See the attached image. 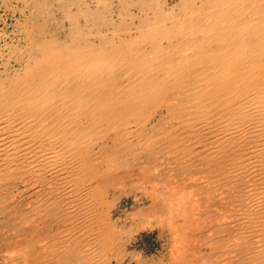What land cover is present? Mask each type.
I'll list each match as a JSON object with an SVG mask.
<instances>
[{"label": "bare ground", "instance_id": "bare-ground-1", "mask_svg": "<svg viewBox=\"0 0 264 264\" xmlns=\"http://www.w3.org/2000/svg\"><path fill=\"white\" fill-rule=\"evenodd\" d=\"M57 1L71 42H39L36 68L0 92V190L34 186L35 200L26 206L25 189L17 201L0 195V264H110L116 228L104 187L134 188L165 158L201 163L207 195L206 250L190 261L191 237L180 231L174 263L264 264V0ZM110 26L112 37L100 30L90 40V29ZM160 110L165 118L149 126ZM151 187L182 221L194 218L178 204L190 187H175L186 192L178 203L169 181Z\"/></svg>", "mask_w": 264, "mask_h": 264}, {"label": "rangeland", "instance_id": "rangeland-1", "mask_svg": "<svg viewBox=\"0 0 264 264\" xmlns=\"http://www.w3.org/2000/svg\"><path fill=\"white\" fill-rule=\"evenodd\" d=\"M176 1L177 0H175L174 2ZM115 2H116L115 4L118 3L117 0ZM200 4H201L200 1H198L197 5L200 6ZM60 10H61L60 3L57 0H0V92L1 91L4 92L5 90H8L10 87H12V85L17 79L24 76L25 71L27 69L36 68V62L41 57L40 51L37 48L39 42L42 41L54 42L58 40L62 41V43L71 42V38L69 36L70 22L64 18V16L62 15L63 12L62 10L61 11ZM113 20L115 24L118 25V17L115 14L113 15ZM82 22L85 21L81 20V23ZM100 30L111 37L113 36L112 33V31L114 30L113 26L94 27L92 28V31L91 29L88 31L90 32L89 36L91 41L98 42L95 35ZM133 34H134V30H133ZM126 52L127 51L125 49L120 48V51L116 53L109 52L108 54L115 60L117 57H119V55L124 54ZM163 114H164L163 111L161 110L158 111L156 113V116L150 120V124L148 125L150 126L152 123L155 122L160 123L165 118L162 117ZM163 128H166V126H163ZM111 143L112 140L108 139L107 144L111 145ZM100 145L101 144H96L93 146L95 149H99ZM156 154L157 155L159 154L158 156L165 157V155H167L168 153L156 152L155 155ZM117 158L119 159V156ZM165 159L166 160H163L162 162L163 164L160 162L159 165L156 166L155 170L156 172H158V174L156 173L154 175L147 176L143 170L139 174H137L136 183H135V185L137 186H135L134 188H132V185H128L130 184L128 182L122 184L108 185L107 187L106 186L104 187L100 195L101 199L105 204L103 210L107 212L109 221L112 223V225L114 223L113 226L116 228V233H114L115 235L113 236V240L111 242L112 245L108 250V257L112 259L110 264H178V263H174V260L171 257H172V250H176V247L174 246L177 237L176 235L180 234L179 233L180 231L181 232L184 231L185 233L183 234L184 236H182L183 238L185 237V235H187L186 238H184L185 240H187L185 242H188L189 240L191 241L185 243V245L187 246L186 250L188 252V259L190 261L193 262L196 259H198V257L201 256V254H204L206 247L201 246V244L198 245L203 241V235L201 233L203 231V229H201V223H202L201 219L203 212L201 210H203V208L201 209V206L204 207L203 202L207 197V195L203 193L201 187L198 186L199 181L196 182L197 180H200L201 178L200 176L202 175L201 165H200L201 163L198 162L197 164H194L196 166H192V164L191 165L187 164V166H181L182 164L179 165L176 161H169L167 160V158ZM163 165L164 167H162ZM158 166L159 167L161 166V169H159ZM195 171L197 172L199 171V173L201 174L196 173ZM184 174L186 175L187 178L185 177ZM189 174L190 176H187ZM191 175L192 176L194 175L196 177V179L194 178V176L192 177V180L193 181L195 180V182L197 183V185L194 186L196 187L195 189L193 187H190V183L192 182ZM168 176L169 178H167ZM174 178H176V180L178 179V181L176 180L174 181L173 180ZM188 178L190 181L189 180L186 181ZM202 179L204 178L202 177L201 180ZM166 181H169L170 189H171L170 185L175 182L177 183V185L174 184L172 186L174 187V189L175 187L178 186V184L179 186L183 185L184 187H186L187 185V187L191 188L193 192H190V190L187 189V187L186 188L183 187V189H186L185 191L189 190L187 191V193L184 190L181 191L178 190L177 193V190L174 191V189L172 188L173 191L169 192L168 195H170L171 199L172 197H174L173 202L176 201L177 203L183 200L185 196H187L190 200L193 198L194 200L193 199L192 200L195 203L196 200H199L200 202L198 201V204L194 203L192 205L193 202L190 201L189 203L187 201L189 199L185 197L186 203H183L185 202V200L181 201L182 204L180 202L178 203L179 206L181 207V211H182V206L183 209L189 206L188 208H186L187 211L185 209L183 211V213L186 211L184 213L186 216H187L186 213L193 212L191 208L193 209L195 208L194 209L195 213L193 212L194 216L192 215L194 218L190 216L191 215L190 213V215L188 216H190L189 218L191 219H188L187 218L188 216L187 217L185 216L186 218L183 217L185 218V220L183 219L184 221H182L183 214L174 215V212H172L173 209L172 211H169L170 209L168 205L165 204L163 200L154 199L151 194L145 192L146 190H151V188L153 187V186L151 187V185L153 184L163 185ZM140 184H143V186L141 187ZM33 187L29 186V188H26L24 184H21L18 186V189L14 187L11 189V186H8L6 190L4 191L0 190V195L5 194L8 201H12V200L17 201V199L21 198V196L24 194L23 192L19 193L18 190L25 189L26 198L28 196L27 198L28 203H26V206H28L30 202L33 201L35 202L32 191ZM179 193L182 194L186 193V194H184L185 196L182 197L181 196L182 194L180 195ZM189 193L190 195L191 194L193 195V196L191 195L192 198L189 197ZM195 194H197L198 197H196ZM176 202L175 204H177ZM189 208L191 211L188 210ZM196 210H200V211L198 212ZM26 214L27 213L23 212V214H21L22 218L25 219ZM165 214L166 216L168 215L170 219L164 221L162 220L163 222L162 221L160 222V219H162ZM170 215L171 216L177 215L178 219H175L173 216L172 218ZM3 216H4L3 213L0 214V218H4ZM195 217L197 221L194 220V222L196 221L197 223H193L192 221L193 219H195ZM198 219L200 221H198ZM177 220L179 222H176ZM188 221L195 224L194 226L198 227V225H200V230L199 228L197 230L196 227H194L192 224L194 228L191 226L190 228H188V230H190L191 228L192 229L190 231H187L186 230L187 228L185 229L184 226L185 227L189 226L188 225L189 223H187ZM180 223H182L184 226L181 225ZM54 225H52L51 227L52 229L57 228L56 224ZM173 226H177L176 228L178 232H176L175 234L173 233L174 230L171 229ZM2 233L5 234V231L3 229L0 230V234ZM193 238L195 239V241H193L194 240ZM195 245H197V247ZM225 245H229V243L224 242L223 247ZM193 250L195 251L193 252ZM116 252L118 254H116ZM196 253L197 254L201 253V254L197 256ZM193 254L195 255V258L197 257L196 259L192 258ZM1 255H4V253L2 254L0 249V261L2 260ZM48 264H54V262H50Z\"/></svg>", "mask_w": 264, "mask_h": 264}]
</instances>
